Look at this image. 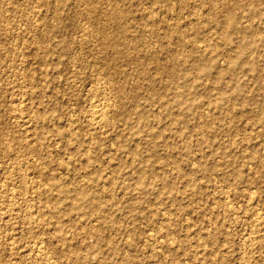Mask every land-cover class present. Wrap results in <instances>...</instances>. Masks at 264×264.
<instances>
[{"label": "rangeland", "instance_id": "374dc122", "mask_svg": "<svg viewBox=\"0 0 264 264\" xmlns=\"http://www.w3.org/2000/svg\"><path fill=\"white\" fill-rule=\"evenodd\" d=\"M258 219L264 0H0V264H264Z\"/></svg>", "mask_w": 264, "mask_h": 264}, {"label": "bare ground", "instance_id": "6f19581e", "mask_svg": "<svg viewBox=\"0 0 264 264\" xmlns=\"http://www.w3.org/2000/svg\"><path fill=\"white\" fill-rule=\"evenodd\" d=\"M98 90V89H97ZM100 91V90H99ZM105 100V99H104ZM103 101V100H102ZM97 102V101H96ZM108 105L107 104H104L103 102H100V103H97L96 105L94 104V106L92 107V111H91V120L90 122L92 121L93 124L95 125H103L104 123H108L106 122L107 121V117H106V111H107V107ZM91 107V106H90ZM94 125V126H95ZM254 198V197H253ZM251 203V202H250ZM256 204V203H255ZM230 208V207H229ZM233 210V209H232ZM257 220V219H256ZM262 220H259L257 221V225H261V222ZM256 225V224H255ZM260 231V230H259ZM257 239V238H256ZM250 241V240H249ZM253 241V240H251ZM249 244V243H248ZM253 244V243H252ZM251 244V245H252ZM256 244V243H255ZM250 245V246H251ZM41 250V249H40ZM37 249V251H40ZM43 253V251H42ZM40 253H38L39 255ZM41 255V254H40Z\"/></svg>", "mask_w": 264, "mask_h": 264}]
</instances>
